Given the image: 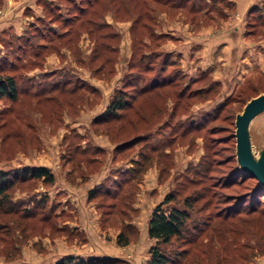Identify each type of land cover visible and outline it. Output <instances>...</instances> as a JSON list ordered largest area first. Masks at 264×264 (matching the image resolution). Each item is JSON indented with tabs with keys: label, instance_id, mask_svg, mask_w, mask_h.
Segmentation results:
<instances>
[{
	"label": "rangeland",
	"instance_id": "374dc122",
	"mask_svg": "<svg viewBox=\"0 0 264 264\" xmlns=\"http://www.w3.org/2000/svg\"><path fill=\"white\" fill-rule=\"evenodd\" d=\"M53 1L59 5L56 14L61 22L76 12H69L66 0ZM162 1L147 0L144 11L156 20L154 32L165 34L155 49L154 42L148 45L152 40L141 25L131 27L137 10L125 14L123 6L117 17L109 10L101 12L97 19L117 34L118 51L115 74L94 77L85 64L94 48L85 30L79 31L73 48L64 44L72 36L66 34L58 53L48 46L34 58L32 53L39 51L36 42L31 40L30 47L23 49L15 39L29 35L30 24L44 30L45 37L37 39L40 43L54 40L50 30L61 34L71 27L50 24L40 0H2L0 61L6 58L14 63L12 69L8 64L3 70L17 77L19 95L16 101L0 99V169L44 166L53 173L54 182L32 180L12 189V202L20 212L0 216V264H54L66 256L146 264L156 244L147 234L148 222L173 191L178 206L186 197H200L192 203L189 226L204 228L197 237L188 231L189 239H195L191 246L183 239L165 246L173 261L185 250L179 264H264V221L244 214L242 220L217 216L227 205L226 197L246 195L253 183L248 179L235 184L238 180L230 181L225 174L236 160L235 116L248 99L264 92V0ZM226 38L233 41V51L223 53L225 44L214 43ZM152 50L160 59L166 56L167 73L177 69L185 74L180 87L205 72L191 88L211 91L183 99L185 105L176 109L171 126L162 131L160 125L171 108V100L165 103L169 95L144 104L142 112L150 116L147 123L125 124L120 130L119 122L95 124L114 90L121 87L132 53L138 58ZM204 57L210 59L207 68L199 65ZM54 84L68 89L84 84L87 89L71 95L60 93V87L58 92H48ZM189 125L198 129L182 134ZM141 131L150 132V139L131 142L119 151L121 141ZM249 131L253 153L258 155L264 144V113L253 119ZM165 141L166 147L153 152L152 162L141 174L120 178L142 150L149 151L143 145ZM205 154L215 170L206 177L195 172ZM203 191L209 196L198 195ZM170 205L162 207L170 209ZM246 207L245 203L241 210ZM120 232L128 244L118 243Z\"/></svg>",
	"mask_w": 264,
	"mask_h": 264
},
{
	"label": "trees",
	"instance_id": "16d2710c",
	"mask_svg": "<svg viewBox=\"0 0 264 264\" xmlns=\"http://www.w3.org/2000/svg\"><path fill=\"white\" fill-rule=\"evenodd\" d=\"M40 1L41 6L46 12V18L49 19L48 22L50 24L58 22L62 25V27L70 26L71 29H68L69 31L67 30V33L66 31H63L61 34H56L54 30H50L54 40L58 41L55 43L54 40L46 43H40L37 39L45 37L44 30L40 29L39 24H30L27 27V30L29 29L31 32L29 35L26 33L23 37L15 38L18 44L21 45L23 49H27L30 47L31 40H34L36 42L35 44L39 46V51H34L32 56L34 58H39L42 54L41 52H43L48 46V48L51 47L52 51L58 53V50L60 49L59 46L62 44L61 42H63L62 39L70 34H72V36L68 37L64 44H66L69 48H73L71 44L73 42L75 44L77 38L79 37V31L85 30L94 43L93 51L91 52L88 60L85 61V64L89 67L91 74L94 77H108L115 74L114 62L116 61V58L114 56L118 51V45L116 42L118 37L117 34L110 30V26L106 23V21L103 19H97L99 15L103 16V13H101L102 11H112V13L117 17L123 6H125L123 10L125 14H132L137 10L138 12L136 13V17L133 19L131 27L133 29L141 25V27L148 32L147 37L152 40L151 43L147 44L150 45L154 42V49L158 46V44L162 43L161 40L165 37L164 33L158 34L154 32V29L157 27L156 20L152 18V15L144 13L147 8V0H128L127 4H123V1L119 3V0H66L69 2V6L71 8L69 12H72L73 10L76 12L72 13V15L70 14V17L65 19L63 22L59 20L58 15L56 14V12L60 11L58 8L59 5L54 3L53 0ZM159 1L160 0H157V2ZM162 2L167 3L168 0H163ZM2 3V0H0V7ZM145 43L146 42H144V44ZM135 56L136 55L132 53L127 70L122 76L121 87L114 90L106 109L101 115L102 118L96 121L95 124L111 125L119 122L121 125H119L120 127L117 128V130H120L125 126V124L132 127L133 125L135 126L141 122L147 123L150 116L148 117L142 112L144 104L153 103L155 99H162L163 97H167V95H169L168 98L165 99V103L167 106L171 100V108L169 109L168 119H165V121L160 125L159 130L162 131L163 129L171 126V121H173V118L177 115L176 109L181 108V105H185L182 102L183 99L189 100L195 96H203L204 93L208 94L211 91L210 89L191 88L192 84L198 83V81L200 82L205 77V72H202V76L194 82L187 80L184 82L182 87H180L179 84L182 83V79L185 78V74H179L177 69H174L176 70L174 72L170 71L167 73V66H170V63L167 61L166 56H163L160 59V54L156 53L154 50L150 51L149 54L144 53L138 58ZM13 58H15L14 60H18L16 57ZM157 58L160 59L159 63H156V60H158ZM5 59L0 61V99L7 98L10 101H16L19 95L17 77L14 74L7 73L3 70L8 64L10 69H12L15 65L12 61L10 62L11 64L7 63L8 61ZM173 66L174 65H172V67ZM67 71L71 70L67 69ZM58 85L59 84L48 86V89L46 90L51 93H55L60 90V93H69V95H71L76 92V90H84L86 88L84 84H81L79 85L80 87H77L78 89H74L76 87L68 89L66 86L63 87V85H61L63 88L59 86V89ZM174 96L175 98H173ZM47 98L54 99L55 97L49 95ZM183 108L186 107L183 106ZM153 116L155 115L153 114ZM202 121L204 123V120ZM202 121H200L201 123L199 124V127L202 125ZM196 128L197 127L192 128L189 125L184 128L182 134ZM150 136V132H138L137 134H134L131 139L121 141L117 148L121 147V149L119 148V151L123 152L131 142L136 144L140 140L150 139ZM143 146L144 148H148L149 151L145 152L142 150L140 152V158L132 161L133 166L120 172V178H123V174L127 175L129 178H136L139 174H141L144 168L152 162L153 152L156 153V150L159 147L160 149L166 147V141L160 144L147 142L146 145ZM160 149L158 150L160 151ZM205 155L195 167V172L201 174L203 173L206 177L215 170L213 164L210 162L207 155L206 157ZM225 176L230 181L238 180L235 184H239L240 182L243 183L248 179L252 180L253 183L246 190V195H233L231 197H226L224 203L227 205L222 211H219L221 213H218L219 215L217 216L223 215V218L225 219L235 218V220H242V218L248 216L250 218L256 217L259 220L264 221V198H260L261 196L264 197V187L259 185L253 176L241 171L237 166L236 160L233 168L228 169ZM32 180H42L45 183L52 184L54 182V175L50 169L44 166H26L21 169L11 170L0 169V216L19 214L20 211H17L14 207L15 204L12 202L11 191L16 185L27 183ZM176 194L177 193H175V191L170 192L166 195L164 201L152 212L151 218L148 222L147 234L149 238L156 240V244L151 247L149 251L150 257L146 264H179L186 251L184 250L182 253H178L176 256L178 259L173 261L165 246L171 244L174 239H183L182 242H184L185 245L191 246L195 239H189L187 234L188 231L191 230L194 232L196 237L199 236L198 234L204 232V228H191L189 226V221L191 220V210H193L192 203L197 202L200 197L195 194L193 195L195 197H186L183 199L182 206H178L174 202L177 196ZM198 195L202 198L209 196L205 195L204 191ZM234 203L235 205L232 207V204ZM245 203L247 204V207L241 210ZM164 204H171L170 209H164L162 207ZM242 214H244V217ZM207 223L208 220L205 224ZM117 241L121 245L128 244V239L123 232L119 233ZM109 260L110 258L107 257H91L89 259H82L75 256H66L54 264H110Z\"/></svg>",
	"mask_w": 264,
	"mask_h": 264
},
{
	"label": "water",
	"instance_id": "95a60500",
	"mask_svg": "<svg viewBox=\"0 0 264 264\" xmlns=\"http://www.w3.org/2000/svg\"><path fill=\"white\" fill-rule=\"evenodd\" d=\"M264 113V92L250 98L235 116V156L237 166L253 176L264 187V144L258 155L252 150L249 127L254 118Z\"/></svg>",
	"mask_w": 264,
	"mask_h": 264
},
{
	"label": "crops",
	"instance_id": "0c3cea01",
	"mask_svg": "<svg viewBox=\"0 0 264 264\" xmlns=\"http://www.w3.org/2000/svg\"><path fill=\"white\" fill-rule=\"evenodd\" d=\"M219 38H221V37H219ZM220 42V43H219ZM241 42V41H240ZM242 42H245L244 40H242ZM214 44H222V45H224L225 47L223 48V49H221V52H223V53H228V52H230V50L231 51H233V49H230V44H232V46L234 45V43H233V41H229V39H224V40H217V41H215V43ZM244 44V43H243ZM219 45H217V47H218ZM240 54H243V50H242V53H240ZM209 60L210 59H207V58H205L204 57V60H203V64L202 63H199V65H200V67H202V68H207V67H209L210 65H211V63H208L209 62ZM198 68V67H197ZM196 68V69H197ZM189 71V70H188ZM189 73V72H188ZM218 76V75H217Z\"/></svg>",
	"mask_w": 264,
	"mask_h": 264
}]
</instances>
